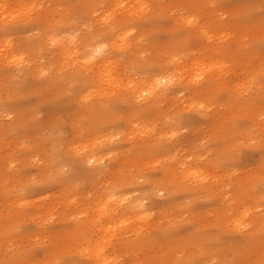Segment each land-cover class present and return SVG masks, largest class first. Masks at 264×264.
<instances>
[{
	"label": "rangeland",
	"instance_id": "obj_1",
	"mask_svg": "<svg viewBox=\"0 0 264 264\" xmlns=\"http://www.w3.org/2000/svg\"><path fill=\"white\" fill-rule=\"evenodd\" d=\"M199 1L202 3L192 5L186 0H158L156 5L160 4V7L149 16L154 18L158 27L144 29L142 36L145 39L140 44L142 56H154L156 59L158 55L160 58L163 45H173L180 40L185 43L180 52L182 60L196 58L204 59L205 63H216L222 74L219 79L222 84L211 92L192 91L196 84L208 79L198 71L199 75L194 77L192 85L174 90L159 104L161 114L141 118L133 109L130 111L129 107H122L117 126L121 134L104 147L111 150L114 158L106 163L117 161L121 164L120 170L103 175L97 185L89 177H75L68 181L70 187L67 190L60 185L43 187L47 182L42 179L39 162L31 161L36 157L25 160L27 154L18 146L13 147L12 136L1 137L0 160L4 166L0 172L4 175L0 182L7 190L0 193V214L4 216L0 219V264H100L88 256L94 243L88 244L80 235L70 239L65 232L75 227L76 222L71 218L76 212L86 217L90 199L118 186L117 183H121L129 172L138 180L131 188L133 195L146 196L153 183L156 186L165 185V191L171 186L174 197L166 202L167 195L159 191L157 205L144 199L149 213L148 222L134 226L140 228L136 232L138 234L129 231L126 235L128 238L149 235L155 241L154 245L142 249H126L117 241L113 244L112 240L102 236L103 231L94 229L84 219L85 230L101 242L102 251L106 253L105 261L110 262L102 264H172L173 258L184 264L182 253L173 255L166 263L155 262L165 249L161 239L169 231H178L187 237L196 236V242L186 246L195 253L194 258L190 262L186 260L185 264H264V241L246 245L243 239L253 228L259 227L256 217L262 218L260 232L264 233V28H255L250 23L259 19L264 21V8H252L250 5L245 8L241 2L248 4L246 0ZM222 1L231 4L227 13L223 14ZM145 2L150 9L155 6V0ZM213 10V17L209 16ZM173 18L178 21L174 23ZM217 19L230 23L225 27L212 24ZM186 21L199 26L196 35L188 36L187 40L182 39L186 34L180 35L172 30L187 27ZM80 28L84 31L83 27ZM218 42L235 49L234 55L215 58V62L201 55L200 47L209 49ZM27 59L24 52L15 66L22 67ZM154 68L156 66L151 65V71ZM114 69L124 83L142 74L125 69L121 61ZM28 77L35 80L31 75ZM25 99V106L30 105L31 97ZM242 104L244 109L238 110ZM39 108L35 113L37 121H43L47 115L59 116V110L45 105ZM0 113L6 114L1 110ZM163 115H169L168 123L181 117L191 120L177 121L176 134L168 138L167 129L161 124ZM215 116L219 119L213 120ZM13 118V115L4 116L3 120L7 122ZM127 119H131L133 124L129 128L131 130H146L137 127L135 121L143 123L147 119L145 126L151 134H156L161 127L164 137L160 136L159 140L174 143L175 146L155 158L147 156L149 153L145 156L139 154L136 158L135 146L138 143L127 140ZM15 132L22 134V131ZM60 132L61 135L71 136L68 128H62ZM80 141L83 142V139ZM224 153L225 158L217 157ZM185 159L189 166L181 167ZM210 159L219 161L211 164ZM162 164L175 165L177 172L169 179L170 182L162 179L159 170ZM179 167L188 172L200 169L198 179L200 174L206 175L207 182L215 186L214 193L178 194L175 197ZM246 175H260V180L249 181L247 189L235 185L236 179ZM258 182L260 185H256ZM32 199L36 200L30 201ZM117 222L118 219L113 220L115 226ZM127 225L125 220L115 230L123 233ZM122 226L124 228L119 229ZM205 235L207 238L203 244ZM255 250H261L260 254H254Z\"/></svg>",
	"mask_w": 264,
	"mask_h": 264
},
{
	"label": "bare ground",
	"instance_id": "obj_2",
	"mask_svg": "<svg viewBox=\"0 0 264 264\" xmlns=\"http://www.w3.org/2000/svg\"><path fill=\"white\" fill-rule=\"evenodd\" d=\"M145 1L0 0V110L6 112L4 115L0 113V139L12 136L13 147L18 146L27 154L24 156L25 160L36 157L31 161L39 162L38 169L42 172V179L47 182L43 187L60 185L67 190L70 187L68 181L75 177H89L97 185L103 175L120 170L121 164L117 161L114 164L106 163L107 160L112 162L114 158L111 150L104 147L121 134L117 126L122 107H129L130 111L133 109L141 118L161 114L159 104L174 90L192 85L194 77L199 75L198 71L204 73V77L208 79L196 84L192 91L211 92L222 84L219 81L222 74L215 66L216 63L209 64L204 59L196 58L182 60L180 52L185 43L180 40H176L173 45H163L160 58L158 55L156 59L154 56H142L140 44L145 39L142 33L144 29L158 27L154 18L149 16L155 12V8L160 7V4L156 5L158 0H155L152 9ZM186 2L192 5L202 3L199 0ZM246 2L248 4L241 2L245 8L249 5L252 8H264V0ZM229 5L231 4L228 1L221 2L224 10L222 14L227 13ZM213 15L214 10L209 16ZM175 21L178 20L173 18L174 23ZM186 23L187 27L181 26V30H172L180 35L186 34L182 39L187 40L188 36L196 35L199 26L192 21ZM229 23L220 19L212 21V24L219 27H225ZM250 23L255 28H264V21L260 22V19ZM27 31L30 34H26ZM220 43H215L217 45L209 49L200 47L201 55L212 62H215V58L234 55L235 49ZM24 52L28 57L26 63L22 67L15 66ZM120 61L125 69L130 68L133 73L142 74L124 83L114 69ZM151 65L156 66L152 71ZM47 70L49 71L46 73ZM29 75L35 80L28 77ZM26 97H31L28 106L24 104ZM43 105L59 110V116L47 115L43 121H37L35 113ZM242 109L243 104L238 110ZM9 115L14 118L5 122L3 117ZM168 117L169 115H163L161 121L167 129L168 138L176 134L178 122L191 120L189 117H181L168 123ZM147 119L143 123L135 121L137 127L141 126L146 130H131V119L125 120L127 140L138 143L135 146L136 158L139 154L145 156L148 153L147 156L155 158L162 151L175 146L174 143L159 140L163 136L161 127L156 134H151L145 126ZM218 119L213 117V120ZM62 128H68L71 136L61 135ZM15 131H22V134ZM82 139L83 142L80 141ZM104 151L106 152L103 153ZM217 157L225 158V153ZM218 161L210 159L209 162L215 164ZM184 165L181 167L189 166L186 159ZM2 166L4 162L0 160V168ZM181 167L179 180L176 181L175 197L178 194L214 193L215 186L207 182L206 175L200 174L198 179L197 173L200 169L188 172ZM159 170L163 181H169L177 172L172 164H162ZM3 175L0 172V181ZM259 180L260 175H246L236 179L234 183L247 189L249 181ZM136 183L138 180L129 172L121 183H117L118 186L90 199L86 217L76 212L71 218L76 222L75 227L68 229L65 235L70 239L80 235L88 244L94 243L88 256L97 263L107 262L106 253L102 251L101 242H97L96 237L85 230L84 219L94 229L103 231V237L112 240L113 244L117 241L126 249L137 250L155 244L149 235L128 238L127 232L136 233L140 228L134 226L140 222H148L146 218L149 213L144 199L157 205V192H165V201L168 202L174 197V191L171 186L165 191V185L156 186L152 183L151 191L146 196L133 195L131 188ZM1 185L0 182V193L6 189ZM256 185H260V182ZM3 217L0 214V219ZM114 219H118L116 226L113 224ZM260 219L262 218L256 217L259 227L253 228L243 237L246 245H256V242L264 241V233L260 232L263 220ZM125 220L128 221L127 229L123 233H117L115 228ZM122 228L124 226L119 229ZM111 232L113 233L109 235ZM206 238L207 235L203 244ZM161 241L165 249L155 258L156 263H166L179 253L185 256L184 264L186 260H193L195 253L186 246L196 242L195 235L187 237L178 231H169ZM260 251L255 250L254 254L259 255ZM172 264L181 263L173 258Z\"/></svg>",
	"mask_w": 264,
	"mask_h": 264
}]
</instances>
